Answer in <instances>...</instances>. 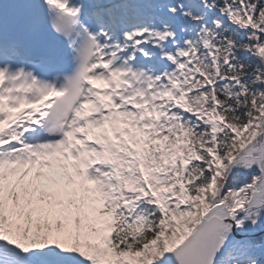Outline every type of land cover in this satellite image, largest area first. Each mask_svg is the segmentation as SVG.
<instances>
[{"label": "snow or ice", "instance_id": "1", "mask_svg": "<svg viewBox=\"0 0 264 264\" xmlns=\"http://www.w3.org/2000/svg\"><path fill=\"white\" fill-rule=\"evenodd\" d=\"M0 264H264V0H0Z\"/></svg>", "mask_w": 264, "mask_h": 264}, {"label": "bare ground", "instance_id": "2", "mask_svg": "<svg viewBox=\"0 0 264 264\" xmlns=\"http://www.w3.org/2000/svg\"><path fill=\"white\" fill-rule=\"evenodd\" d=\"M97 84H98L99 87H102L103 86V84H100V82H97Z\"/></svg>", "mask_w": 264, "mask_h": 264}, {"label": "rangeland", "instance_id": "3", "mask_svg": "<svg viewBox=\"0 0 264 264\" xmlns=\"http://www.w3.org/2000/svg\"><path fill=\"white\" fill-rule=\"evenodd\" d=\"M103 84V82H101Z\"/></svg>", "mask_w": 264, "mask_h": 264}]
</instances>
